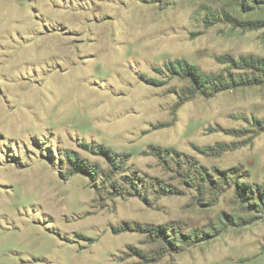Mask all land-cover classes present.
Returning a JSON list of instances; mask_svg holds the SVG:
<instances>
[{
  "label": "rangeland",
  "instance_id": "obj_1",
  "mask_svg": "<svg viewBox=\"0 0 264 264\" xmlns=\"http://www.w3.org/2000/svg\"><path fill=\"white\" fill-rule=\"evenodd\" d=\"M249 57L264 0H0V264H264Z\"/></svg>",
  "mask_w": 264,
  "mask_h": 264
},
{
  "label": "trees",
  "instance_id": "obj_2",
  "mask_svg": "<svg viewBox=\"0 0 264 264\" xmlns=\"http://www.w3.org/2000/svg\"><path fill=\"white\" fill-rule=\"evenodd\" d=\"M243 62L247 63L246 68L251 69V71H257V67L262 64V69H264V59H255V58H243ZM185 66H183L184 71L189 74V77L192 79L198 91L204 95L212 97L215 94L225 91V90H235L239 87H252L259 85L258 82H252L249 78H240L239 80H231V82H227L225 80H221L215 76H210L204 74L200 67L196 65H190L187 61L183 62ZM264 74V72H261ZM264 82V79H263Z\"/></svg>",
  "mask_w": 264,
  "mask_h": 264
}]
</instances>
